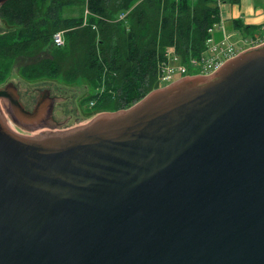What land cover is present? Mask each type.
Listing matches in <instances>:
<instances>
[{
    "label": "water",
    "instance_id": "95a60500",
    "mask_svg": "<svg viewBox=\"0 0 264 264\" xmlns=\"http://www.w3.org/2000/svg\"><path fill=\"white\" fill-rule=\"evenodd\" d=\"M47 56L0 85V264H264V42L66 130Z\"/></svg>",
    "mask_w": 264,
    "mask_h": 264
},
{
    "label": "trees",
    "instance_id": "16d2710c",
    "mask_svg": "<svg viewBox=\"0 0 264 264\" xmlns=\"http://www.w3.org/2000/svg\"><path fill=\"white\" fill-rule=\"evenodd\" d=\"M221 1L86 0L89 14L74 18L65 10L82 9L85 0H7L0 7V85L16 58L36 56L63 31L65 45L51 49L52 59L24 66L18 76L81 85L97 112L128 109L160 88L158 67L169 48L186 66L204 54L209 30L221 22Z\"/></svg>",
    "mask_w": 264,
    "mask_h": 264
},
{
    "label": "crops",
    "instance_id": "0c3cea01",
    "mask_svg": "<svg viewBox=\"0 0 264 264\" xmlns=\"http://www.w3.org/2000/svg\"><path fill=\"white\" fill-rule=\"evenodd\" d=\"M222 1L219 4L220 21L222 32L229 36L228 43L242 47L241 51L262 44L264 0H230L228 5ZM215 39H221L219 31L215 33Z\"/></svg>",
    "mask_w": 264,
    "mask_h": 264
},
{
    "label": "built area",
    "instance_id": "2783aa9c",
    "mask_svg": "<svg viewBox=\"0 0 264 264\" xmlns=\"http://www.w3.org/2000/svg\"><path fill=\"white\" fill-rule=\"evenodd\" d=\"M84 18L89 14L87 8H85ZM120 17V16H119ZM84 25V23H83ZM220 31L222 33V39L217 41L214 38V32ZM223 28L221 24L215 26L209 30L210 38L206 42V51L199 58H191L189 64L196 67L200 71V75H209L216 71L221 64L233 57L234 49L227 41L229 36L222 32ZM64 34L63 32L55 33L52 37V42L55 47H62L64 45ZM173 52V49L170 48ZM171 51H167L165 54V60L159 65L157 79L158 83L168 85L174 82L176 79L174 75L179 73L180 75L186 74L185 66H171L168 62H176L177 57H170Z\"/></svg>",
    "mask_w": 264,
    "mask_h": 264
},
{
    "label": "flooded vegetation",
    "instance_id": "af4514ba",
    "mask_svg": "<svg viewBox=\"0 0 264 264\" xmlns=\"http://www.w3.org/2000/svg\"><path fill=\"white\" fill-rule=\"evenodd\" d=\"M48 82L49 81L47 82L43 81L40 84L43 85L42 87L43 92L47 91L49 95L48 97H50L54 101L52 104V110L49 114H47V119L46 120L44 119L43 123L46 121L47 124H51L54 127L60 126L61 127L60 129L62 130L70 129V127H72L73 125L80 124L82 120L81 114L85 110V105L83 101L79 100L78 98V94L80 93L81 90H79L78 88L76 89V87L69 88V87L55 86L53 84L54 82H49V84H51L49 86L52 87L51 89L52 91L50 89L44 90L45 89L44 87ZM8 84H6L5 86H7ZM34 84H39V83H34ZM28 85L31 84L29 83ZM83 91H86V89H83ZM21 96L22 95L19 94L20 102L22 103L24 108L31 113L34 112L36 105L38 106V104L42 102V98H37V96L36 95L34 96L33 94L30 95L29 92L25 93V96L23 97L24 99H21ZM23 100L25 101V104L23 103ZM16 128L20 129L19 127ZM20 130L23 131L22 129ZM45 130L47 129H42V131ZM38 131L40 130H36L35 132Z\"/></svg>",
    "mask_w": 264,
    "mask_h": 264
},
{
    "label": "rangeland",
    "instance_id": "374dc122",
    "mask_svg": "<svg viewBox=\"0 0 264 264\" xmlns=\"http://www.w3.org/2000/svg\"><path fill=\"white\" fill-rule=\"evenodd\" d=\"M220 2V1H219ZM222 2H224L225 4H229L230 3V1H228V0H224V1H222ZM223 4V3H222ZM85 8H86V0H85V4H84V6H83V8L81 9V7H79V6H75V7H71V8H67L66 10H65V12H64V15L66 16V17H74V18H76V17H78V16H80L81 15V13H82V17H84V14H85ZM220 9V8H219ZM82 10H83V12H82ZM124 17H125V15L124 14H122V15H120V17L118 18V20H122V19H124ZM218 26V25H217ZM0 31H2V29H0ZM63 32V31H62ZM218 32V31H217ZM220 32V31H219ZM64 33V32H63ZM221 33V32H220ZM64 38V37H63ZM221 39H222V33H221ZM221 39H219V40H221ZM218 40V41H219ZM228 41H229V38H228ZM227 41V42H228ZM52 45L54 46V44H53V42H52ZM52 45H50V46H48L46 49H44L43 51H41L39 54H37V55H41V54H46V55H48L47 57H44V58H39V59H36V60H34V61H32V62H29V63H27L26 65H24V66H27V65H29V64H31V63H34V62H37V61H40L41 59L42 60H51L52 58V55H51V49L52 48H62L64 45H65V38H64V45L62 46V47H53ZM233 49H234V54L236 55V53H239V52H241V49H242V47H240V46H237V48H236V46H234L233 45ZM249 49V48H248ZM245 50H247V49H245ZM167 51H171L170 50V48L167 50ZM243 51V50H242ZM36 55V56H37ZM203 55V54H202ZM177 57V61L176 62H168L171 66H185L186 67V76H193V75H200L201 73H200V71H199V69L198 68H196V67H193L191 64H188L187 66L186 65H184V64H181V62H180V59H179V57L178 56H176L175 54H174V52H172L171 51V54H170V57ZM234 56V55H233ZM17 59V58H16ZM16 59L13 61V63H12V65H11V69H12V66H13V64H14V62L16 61ZM23 66V67H24ZM22 67V68H23ZM21 68V69H22ZM185 75H183V76H185ZM182 75H180L179 73H176L175 75H174V78L175 79H179V78H181V77H183ZM9 78V77H8ZM8 80V79H7ZM6 80V81H7ZM5 81V82H6ZM4 82V83H5ZM4 83H2V84H4ZM161 84V83H160ZM165 85H163V84H161V87H164ZM87 92H88V90L85 92V93H83L81 96H79L78 98H79V100H82L83 101V103H84V105H85V110L84 111H91V110H94V102H92V103H89V105L87 104V103H85L84 102V99L86 98V96H87ZM8 121H9V125H11V126H13V127H17V126H15L14 124H12L11 122H10V120L8 119ZM84 125V124H83ZM80 126H82V125H80ZM78 127V126H77ZM75 128V127H74ZM71 129V128H70ZM30 135H32V134H30Z\"/></svg>",
    "mask_w": 264,
    "mask_h": 264
}]
</instances>
